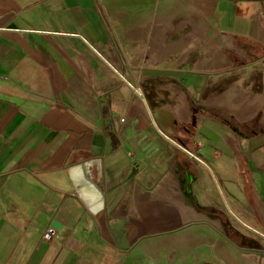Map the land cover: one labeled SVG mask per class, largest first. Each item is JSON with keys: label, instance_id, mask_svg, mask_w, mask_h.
Segmentation results:
<instances>
[{"label": "crops", "instance_id": "crops-1", "mask_svg": "<svg viewBox=\"0 0 264 264\" xmlns=\"http://www.w3.org/2000/svg\"><path fill=\"white\" fill-rule=\"evenodd\" d=\"M0 264H264V0H0Z\"/></svg>", "mask_w": 264, "mask_h": 264}, {"label": "water", "instance_id": "water-1", "mask_svg": "<svg viewBox=\"0 0 264 264\" xmlns=\"http://www.w3.org/2000/svg\"><path fill=\"white\" fill-rule=\"evenodd\" d=\"M139 94L143 97L142 92ZM94 163L92 167L93 161L77 162L67 168V173L79 199L90 213L96 215L104 208V195L101 188V168L98 162ZM94 170L97 172L94 173ZM52 225L56 227L54 223Z\"/></svg>", "mask_w": 264, "mask_h": 264}, {"label": "rangeland", "instance_id": "rangeland-1", "mask_svg": "<svg viewBox=\"0 0 264 264\" xmlns=\"http://www.w3.org/2000/svg\"><path fill=\"white\" fill-rule=\"evenodd\" d=\"M192 46H193V48L191 49V50H193L194 51V54L192 55V54H189V62L190 63H193L194 65L196 64V57H202L203 55V53H204V51H207V48H205L204 49V47H199L197 50H196V53H195V49H196V46H195V44L193 45L192 44ZM229 56L227 55V56H220V58L218 57V56H214L213 57V55H206L205 56V64H211L212 62H213V60H215V61H219V59H227ZM175 59H177L176 61L177 62H180L181 61V59L179 58V57H175ZM221 62H223V61H221ZM240 62H243V60L241 61L240 59H238L237 60V65L240 63ZM239 72V71H238ZM239 75H238V77H241L242 76V74H243V70L240 72V73H238ZM209 88H211V87H209Z\"/></svg>", "mask_w": 264, "mask_h": 264}, {"label": "built area", "instance_id": "built-area-1", "mask_svg": "<svg viewBox=\"0 0 264 264\" xmlns=\"http://www.w3.org/2000/svg\"><path fill=\"white\" fill-rule=\"evenodd\" d=\"M58 231L54 228L47 227L41 232V239L48 241L57 237Z\"/></svg>", "mask_w": 264, "mask_h": 264}]
</instances>
